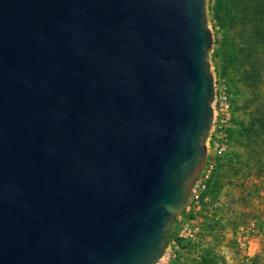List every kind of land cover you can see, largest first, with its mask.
Segmentation results:
<instances>
[{"label":"water","instance_id":"95a60500","mask_svg":"<svg viewBox=\"0 0 264 264\" xmlns=\"http://www.w3.org/2000/svg\"><path fill=\"white\" fill-rule=\"evenodd\" d=\"M206 0H0V264H156L207 159Z\"/></svg>","mask_w":264,"mask_h":264},{"label":"rangeland","instance_id":"374dc122","mask_svg":"<svg viewBox=\"0 0 264 264\" xmlns=\"http://www.w3.org/2000/svg\"><path fill=\"white\" fill-rule=\"evenodd\" d=\"M214 2L206 0L207 22L213 33L208 60L215 81L227 83L233 93L228 147L197 214L202 229L199 239L177 236V217L169 227L171 237L166 246L175 237L179 248L174 258L186 247L194 250L199 264H264V136L253 141L240 134L241 124L247 123L251 110L264 104V81L257 88L243 83L237 49L224 41V31L214 15ZM255 93H259L258 99L248 102Z\"/></svg>","mask_w":264,"mask_h":264},{"label":"trees","instance_id":"16d2710c","mask_svg":"<svg viewBox=\"0 0 264 264\" xmlns=\"http://www.w3.org/2000/svg\"><path fill=\"white\" fill-rule=\"evenodd\" d=\"M213 9L224 41L237 49L243 83L259 87L264 81V0H215ZM258 96L255 93L248 102ZM249 117L241 124L240 134L255 141L264 136V104L253 108Z\"/></svg>","mask_w":264,"mask_h":264},{"label":"built area","instance_id":"2783aa9c","mask_svg":"<svg viewBox=\"0 0 264 264\" xmlns=\"http://www.w3.org/2000/svg\"><path fill=\"white\" fill-rule=\"evenodd\" d=\"M212 107L214 114L213 126L205 140L208 152L207 159L197 180L193 183L188 205L179 216V224L174 230L177 236L191 241L199 239L202 229L197 214L202 209L204 194L217 169L219 159L227 152L228 130L232 123L233 115V93L227 83L215 81V96ZM178 248L177 239L172 237L165 248L164 256L156 264H169L175 257ZM194 264L199 263L196 261Z\"/></svg>","mask_w":264,"mask_h":264},{"label":"crops","instance_id":"0c3cea01","mask_svg":"<svg viewBox=\"0 0 264 264\" xmlns=\"http://www.w3.org/2000/svg\"><path fill=\"white\" fill-rule=\"evenodd\" d=\"M226 257L228 260H230L229 255H226ZM194 258L195 256L193 249L182 247L178 252V258H173L169 264H194L196 262ZM221 263L223 264V262Z\"/></svg>","mask_w":264,"mask_h":264}]
</instances>
